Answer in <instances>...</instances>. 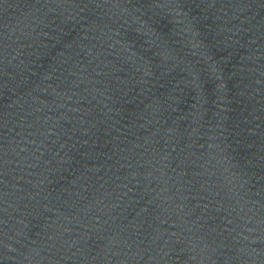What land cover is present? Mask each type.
<instances>
[{"label":"water","instance_id":"1","mask_svg":"<svg viewBox=\"0 0 264 264\" xmlns=\"http://www.w3.org/2000/svg\"><path fill=\"white\" fill-rule=\"evenodd\" d=\"M0 264H264V0H0Z\"/></svg>","mask_w":264,"mask_h":264}]
</instances>
